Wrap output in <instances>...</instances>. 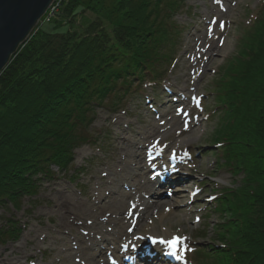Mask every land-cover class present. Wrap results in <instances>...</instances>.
<instances>
[{"label":"rangeland","instance_id":"1","mask_svg":"<svg viewBox=\"0 0 264 264\" xmlns=\"http://www.w3.org/2000/svg\"><path fill=\"white\" fill-rule=\"evenodd\" d=\"M56 1L60 2L56 8L60 13L65 0ZM263 2L183 0V7L174 16L180 29L176 50L160 82L145 80L139 85L136 80L137 90L115 107L112 98H107L96 107L94 122L87 129L91 139L98 140L75 149L72 169L66 173L53 166V177L39 181L36 196H23L19 205L12 201L0 205V227L14 223L20 228L16 238L0 242V257L14 248L21 250L14 259L22 264H81L82 244L86 246L84 253L97 259L101 247L106 253L129 245L148 254L138 264L201 262L203 256L195 251L215 239L212 227L219 216L213 208L219 191L240 179L217 163L212 135L218 118L212 88ZM59 17L55 14L56 20L41 27L56 33L82 31L94 15L80 12L67 24L64 22L70 18ZM174 118L180 121L171 128L166 123ZM190 125L191 130L179 133L180 127ZM129 150L138 158L134 160ZM161 167L168 169L172 182L158 193L144 192L145 204L154 205L144 218L134 217L131 206L126 210L127 202L122 209L125 212L115 210L112 198L121 191L135 192L137 178L144 182L150 178L153 190L162 186L158 185ZM118 217L125 221V235L116 233L122 222H117ZM104 233L109 237L106 242L91 244ZM177 237L182 239L175 249L162 242ZM32 238L37 239L36 247ZM115 256L109 254V260L115 262Z\"/></svg>","mask_w":264,"mask_h":264},{"label":"trees","instance_id":"2","mask_svg":"<svg viewBox=\"0 0 264 264\" xmlns=\"http://www.w3.org/2000/svg\"><path fill=\"white\" fill-rule=\"evenodd\" d=\"M182 7L183 0H65L64 24L80 12L94 18L82 31L40 27L18 47L0 73V205L36 196L53 166L72 169L75 149L98 140L87 129L107 98L115 107L136 80L160 82ZM250 27L212 88L217 163L240 179L219 191L215 239L198 248L197 264H264V2ZM19 231L1 226L0 242Z\"/></svg>","mask_w":264,"mask_h":264},{"label":"bare ground","instance_id":"3","mask_svg":"<svg viewBox=\"0 0 264 264\" xmlns=\"http://www.w3.org/2000/svg\"><path fill=\"white\" fill-rule=\"evenodd\" d=\"M179 121H180V118H177V119L174 118L172 121L169 120V123H166V124H169V126L172 128V126L176 127V125L178 124ZM170 122H171V124H170ZM154 129L157 130V128H154ZM191 129H192V125H190V126H182L178 130H179V133H182V132H187V131H189ZM153 151H156V150L154 149ZM128 154L130 156L132 155V153H130V150H129ZM140 154H142V152ZM132 156H133L134 160H135V158H138V154H136V153L133 154ZM147 157L148 156L146 154L144 156V159L142 158V160H145ZM132 161L133 160L130 159L128 161V164L129 165L132 164ZM161 170H162L163 175H162L161 178L158 179V182H159L158 185L159 186L162 185V186H160L159 188H156L155 190H153V188L150 189V187H149V185H151V183H152L150 178L147 179V181H145V182L143 180H138L139 178H137L136 179V181H137L136 182V186L134 187L136 189L135 192L133 191L130 194H127L126 192H122L121 191L119 193V196H117L116 198H112V200L110 202L113 203V206H114L115 210L117 212H121V213L125 212L122 209H124V206L126 205V202H127V206H125L126 210H129L128 207L131 206L134 217H137L138 220L142 216L144 218L146 213L149 212L151 210V208L154 207L153 204H150V205L145 204V201L142 199L143 196L145 195L144 192H148V191L152 192V191H154V193H158L168 183L172 182V176L169 175V173L167 171L168 169L166 167H161ZM123 177H127V176L123 175ZM127 198H129L130 201H126ZM158 204H161V203L158 202ZM158 204H156V205H158ZM143 205L145 206V208L143 207ZM82 207H84V210H85L86 205L82 206ZM66 208H67L66 205H64L63 209H66ZM145 209H147V210H145ZM91 211L93 212V210H91ZM128 215H129V213L127 215H125V216L123 215V220H124V217H126V216L128 217ZM118 219H119V221L117 220V222H120V221H122V222H121V226L119 228H117L116 233L124 232L123 235H125V227H123V224L125 223V221L120 219V217H118ZM94 235H95V233H94ZM127 236H128V234H127ZM111 238H112V236H111ZM99 239L94 237V240H92L91 244L100 245L101 243L106 242L109 239V237H107L106 233H104L101 236H99ZM33 241H35V247H36L38 245L37 239L32 238L31 242H33ZM125 243L127 244V242H125ZM130 243L131 242H129L128 244H130ZM81 248H82V250L80 252H81L82 256L79 257V263H81V264H122V263L123 264H138L139 262H144L143 261L144 258H148L147 257L148 254H145V252H146L145 250L139 249V248L133 249V248H130L129 245L123 247L122 250L119 249L117 251L115 250V247H113L112 251H106V253L101 251L102 250V247H101L100 256H99L98 259L96 257H94V255H91L90 253H84L83 250L86 248V246H84L83 244L81 245ZM132 250H134V251L132 252ZM19 252H21V250H16L14 248H12L10 251H7V252L4 251L3 252L4 255H2L0 257V264H22L19 260H17V259L15 260L14 259L15 256L19 257V255H18ZM109 254H113L114 256L116 255L115 256V260H116L115 262L109 260ZM128 256H129V259L128 258L126 259L125 257H128ZM117 260H119L121 262H118Z\"/></svg>","mask_w":264,"mask_h":264},{"label":"water","instance_id":"4","mask_svg":"<svg viewBox=\"0 0 264 264\" xmlns=\"http://www.w3.org/2000/svg\"><path fill=\"white\" fill-rule=\"evenodd\" d=\"M54 0H0V73Z\"/></svg>","mask_w":264,"mask_h":264},{"label":"built area","instance_id":"5","mask_svg":"<svg viewBox=\"0 0 264 264\" xmlns=\"http://www.w3.org/2000/svg\"><path fill=\"white\" fill-rule=\"evenodd\" d=\"M60 2L56 1L53 2V4L50 6V8L48 9V12L44 18L43 21L49 22L51 20V18L53 17V15L55 14V12L57 11L56 8H58Z\"/></svg>","mask_w":264,"mask_h":264},{"label":"snow or ice","instance_id":"6","mask_svg":"<svg viewBox=\"0 0 264 264\" xmlns=\"http://www.w3.org/2000/svg\"><path fill=\"white\" fill-rule=\"evenodd\" d=\"M220 26L223 27L222 24ZM181 239L182 238L177 237V238H173L172 240L162 241V242L168 244L171 248L175 249V248H177L178 244L181 242ZM172 254L175 255L176 253L173 252Z\"/></svg>","mask_w":264,"mask_h":264}]
</instances>
